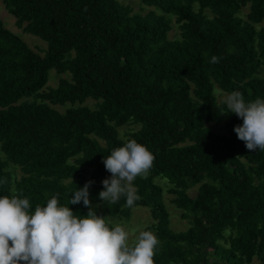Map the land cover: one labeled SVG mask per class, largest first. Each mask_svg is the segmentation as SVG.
Segmentation results:
<instances>
[{"label":"trees","instance_id":"trees-1","mask_svg":"<svg viewBox=\"0 0 264 264\" xmlns=\"http://www.w3.org/2000/svg\"><path fill=\"white\" fill-rule=\"evenodd\" d=\"M139 1L154 10L133 14L117 0H0L17 26L45 43L40 55L0 21V196L28 198L34 212L59 193V204L83 217V202L69 201L93 181L97 215L148 211L151 223L140 231L160 242L154 264H247L253 257L264 264V151L246 149L233 131L242 119L213 94L214 83L245 102L264 99V28L254 26L264 19V0ZM243 7L244 19L237 15ZM166 14L174 16L176 39L167 37ZM49 70L67 77L47 87ZM85 99L96 106L80 105ZM45 102L69 107L58 112ZM221 119L224 135L204 125ZM126 122L138 125L127 140L155 157L132 182L139 199L131 207L123 196L99 200L111 176L102 161L123 146L115 127ZM155 177L170 185L184 230L170 229Z\"/></svg>","mask_w":264,"mask_h":264},{"label":"clouds","instance_id":"clouds-1","mask_svg":"<svg viewBox=\"0 0 264 264\" xmlns=\"http://www.w3.org/2000/svg\"><path fill=\"white\" fill-rule=\"evenodd\" d=\"M213 56L211 63H218ZM228 111L242 119L234 127L237 138L248 151H264V99L245 102L238 91L224 94ZM154 155L145 145L128 139L103 159L110 178L101 183L100 201L116 203L123 196L131 207L139 197L132 182L146 175ZM93 181L77 189L69 204L83 202L88 208L83 217L61 206L56 193L46 206L30 211L28 198L0 196V264H154L155 249L160 243L151 231H139L129 240V232L120 224L96 214L89 199Z\"/></svg>","mask_w":264,"mask_h":264},{"label":"rangeland","instance_id":"rangeland-1","mask_svg":"<svg viewBox=\"0 0 264 264\" xmlns=\"http://www.w3.org/2000/svg\"><path fill=\"white\" fill-rule=\"evenodd\" d=\"M120 4L126 5L130 8L131 12L133 14H144L148 10H154L153 7H148L143 4L139 0H117ZM205 14L210 17L211 14L208 10L204 11ZM247 12V7H243L240 9V11L237 13L239 17L242 19L245 18V14ZM166 17L170 20V29L167 32L168 39H176L178 38V28L177 24L174 21V16L170 14H166ZM0 21L3 24V26L8 29L10 32L17 35L26 45L28 48L33 50L34 52H37L41 55L42 51L45 49V43L40 40L39 38L27 33L23 30L24 23L17 26L15 24V19L12 15H10L6 9L3 7L2 3L0 2ZM256 28L262 27L264 28V19L254 25ZM259 77L264 79V70L260 69L258 72ZM60 77H67L66 74H60L57 75L54 73L53 70L48 71V80L46 83L47 87H54L56 84V81ZM213 94L215 96L216 103L219 104L223 102V97L225 92L221 91L217 86L213 83ZM25 100H30V98H27ZM50 108L62 112L65 108L69 107L68 104L63 105H51L48 102H45ZM96 102L91 99H85L80 105L87 106L89 108H94L96 106ZM76 105V104H75ZM204 125L208 127L213 133L224 135L226 134V127L224 125V120L221 119L217 123L213 122H204ZM138 127L137 124L132 122H126L125 124L115 127V130L117 132L118 137L126 141L128 138L129 133L136 130ZM1 156V154H0ZM7 170H9L14 178H17L20 175V172L18 168L14 165L8 164ZM153 181L157 183L161 189H162V195H163V204L165 206V209L168 212V220H169V227L171 230L178 232L182 231L187 227V222L185 219H182L180 217V210L175 208L173 204L170 202L171 195L168 193V189L170 188V185L160 177L153 178ZM196 186H190L186 192L189 196H193L195 192ZM105 218L109 221H111V224L115 225L116 223H120L126 231L129 232V240L135 238V235L138 234V232L146 225H150L151 219L149 217L148 211L145 208L141 207H135L130 210V213L127 217H106ZM247 264H260L257 257H253L251 261Z\"/></svg>","mask_w":264,"mask_h":264}]
</instances>
